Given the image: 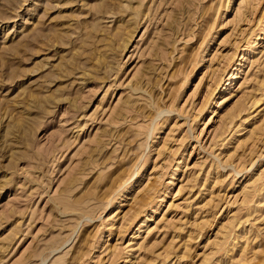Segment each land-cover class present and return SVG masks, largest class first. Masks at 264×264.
<instances>
[{
	"label": "rangeland",
	"instance_id": "obj_1",
	"mask_svg": "<svg viewBox=\"0 0 264 264\" xmlns=\"http://www.w3.org/2000/svg\"><path fill=\"white\" fill-rule=\"evenodd\" d=\"M0 264H264V0H0Z\"/></svg>",
	"mask_w": 264,
	"mask_h": 264
},
{
	"label": "bare ground",
	"instance_id": "obj_2",
	"mask_svg": "<svg viewBox=\"0 0 264 264\" xmlns=\"http://www.w3.org/2000/svg\"><path fill=\"white\" fill-rule=\"evenodd\" d=\"M122 38H123V37H122ZM126 39H128V35H127V38H126ZM124 40H125V39H124ZM121 43H122V42H121ZM125 43H126V42H125ZM125 43H124V44H125Z\"/></svg>",
	"mask_w": 264,
	"mask_h": 264
}]
</instances>
